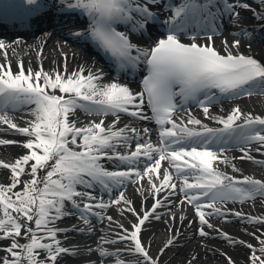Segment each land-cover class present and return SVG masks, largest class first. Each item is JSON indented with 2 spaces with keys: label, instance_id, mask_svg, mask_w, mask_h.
<instances>
[{
  "label": "snow or ice",
  "instance_id": "obj_1",
  "mask_svg": "<svg viewBox=\"0 0 264 264\" xmlns=\"http://www.w3.org/2000/svg\"><path fill=\"white\" fill-rule=\"evenodd\" d=\"M26 2L28 5H37V0ZM57 2L61 5L60 10L67 9L69 14L79 10L88 17L87 32H77L73 33L74 35H88L105 52L111 53L121 70H135L140 63H144L147 65V75L142 80V90L133 93L127 86L118 83L100 84L99 81L102 79L100 74L89 72L85 76L83 68L73 72L71 76L59 72L49 74L44 72L42 67L35 73L29 68L25 74L21 61L16 74L12 73L10 66L0 71V112L9 106L13 108L28 106L34 117L28 127H18L6 115L0 114V123L8 124L19 133L34 138L23 144V147L31 150L29 154L16 159L12 164L0 161V167L10 169L12 180L10 185H0V211L3 214L0 218V239H12L11 245L6 249L12 258H0V264H45V261L55 264L59 255L71 253L70 249L61 247L60 241L56 239L57 232L64 229L49 227L54 225L56 219L71 214L64 211L65 202H70L74 209L79 210L80 218L85 223H89L85 213H91L93 207L103 209L109 206L103 202L96 205L85 203V200L92 201L96 198L89 192L78 191L77 186L86 184L88 188H93L94 184H98L107 189L110 182L120 184L124 178L129 177V172L107 171L98 161L102 155L107 156L109 150L115 151L120 140H128L126 131L137 133V130L129 129L127 126L115 130L114 125L106 128L103 121L78 128L75 122L68 119L69 115L78 109L86 114H111L118 118V114L124 112L140 119L155 120L162 129L160 138L163 147H154L151 142L137 144L130 156L118 155L117 158L121 161L135 162L142 155L145 156L153 162L145 169L144 174L149 176L153 173L159 176L161 161L168 160L177 175L183 177L185 193L187 194L188 190H198L199 195L189 197V202L198 201L201 197L210 201L207 205L202 203L195 205L200 223L203 225L212 227L205 218L206 213L201 210L205 206L222 215L221 209L216 208L218 201L244 202L247 199H255L257 195L264 197V182L252 177L237 180L220 172L214 164L217 161L227 163L228 160L226 157L221 159L216 152L208 148L209 144L224 138L234 139L240 144L256 142L264 146L262 134L264 118L245 115L236 107L226 118H217V123L223 127L215 129L203 125V131L179 125L172 119V113L177 107L175 97L178 95L185 99H196L200 93L207 96L208 90L211 89H219L222 93H236L246 85L259 83L264 87V65L256 59L242 54L233 55L231 52L221 55L211 45L196 43L195 35L191 37L192 43H183L179 38L186 30L195 32L197 29H210L215 34L218 17L213 12L214 8L222 5L220 15L227 14L235 22L239 18L236 9H248L247 3H241V0H233L232 3H229V0H180L175 4L168 3L167 0H57ZM260 2L264 3V0ZM157 4H161L165 11L171 12L166 20H161L149 7ZM254 15L264 20V14L254 12ZM118 23L148 39H151L148 37L149 24H160L166 28V35L152 41L151 47L141 48L133 44L125 32L116 30L115 25ZM239 34L245 37L250 35L243 29ZM208 39L210 40L211 36ZM239 45V40L234 41V47L238 48ZM7 47L10 46L0 40V49ZM0 69H5V66L0 65ZM177 86L178 92L175 91ZM57 90L67 95H57ZM145 102L152 111L150 118L141 114ZM130 105L136 111L130 112ZM203 111L207 115L209 108L205 106ZM187 123L202 124L195 118ZM168 124L171 127H166ZM257 125L260 127L257 128ZM143 131L147 133L148 130ZM77 138H81L83 143L77 144ZM9 143L14 142L0 140V144ZM70 144L83 150L77 151L69 147ZM173 145L180 147L177 149ZM244 158L253 159L247 154L246 157H241ZM30 161L34 163L29 164ZM257 163L264 164V161ZM25 166L29 167L32 178L23 182L22 192L13 193L15 197L13 199L7 193L13 192L21 183L19 177L25 173ZM233 168L235 169L234 165ZM41 170H46L43 175L39 174ZM192 172L199 174L195 175V182L190 183L188 176ZM135 175L138 179L143 178L139 171ZM86 177L90 179L86 180ZM172 179V174L166 173L161 188L167 185L175 189L176 185L171 183ZM152 187L155 191H160L155 185ZM76 198H80L81 202L78 203ZM121 201L125 204L131 203L125 199L123 193L113 203L119 204ZM159 206L160 201L157 200L151 211L155 212ZM129 211L135 213V209ZM53 212L54 217L51 215ZM150 214L145 212L138 218V223L132 225L134 231L130 236L120 237L122 240H133L134 251L149 261L151 257L143 247L139 234ZM253 219L255 222H261L259 218ZM29 223L34 224L35 229L29 226ZM22 229L29 240L26 244H19L16 241V237L21 236ZM37 231H43L45 236H37ZM200 235H207L203 228L200 229ZM224 236L228 238L227 234ZM45 239H51L53 243L43 242ZM101 240L104 238L101 237ZM168 243L170 245L172 241ZM261 243L264 244V241ZM248 247L252 248V245ZM40 251L46 254L44 259H40ZM97 251L102 257L113 255L102 247H98ZM259 251L264 254V247ZM255 253L256 250L253 249L251 264H257V261L264 264V259ZM118 264L122 262L118 261ZM152 264L156 262L152 261Z\"/></svg>",
  "mask_w": 264,
  "mask_h": 264
},
{
  "label": "bare ground",
  "instance_id": "obj_2",
  "mask_svg": "<svg viewBox=\"0 0 264 264\" xmlns=\"http://www.w3.org/2000/svg\"><path fill=\"white\" fill-rule=\"evenodd\" d=\"M241 3H247L249 8H238L239 14H241L236 19L238 22L229 25L223 32V35L218 38L217 43L224 49L257 53L264 61L263 41L258 42L254 34L250 39L239 34L242 29L247 31L251 29L250 24L256 19L254 12L257 14L264 12V3H261L260 0H241ZM255 21L258 23L260 20ZM259 23H262V21ZM223 38L225 40H222ZM236 40L240 41L238 48L233 46ZM3 41L10 47L0 49V65L5 66V69H0V71L6 70L10 66L12 73L16 74L19 71L18 65L21 61L24 65L25 74H27L29 68L35 73L42 67L43 71L49 74L59 72L62 75L71 76L73 72H78L83 68L85 76L89 72L100 74L102 76V79L99 81L100 84L118 83L127 86L133 93L138 92L135 83L113 79L111 70L103 68L100 60L95 54L90 52L86 45L62 35L57 28L49 27L48 29L41 30L40 33L33 34L29 39L25 37H9L8 39V37H5ZM5 53L7 54L5 55ZM56 94L67 95L59 93L58 90ZM236 106H239L241 112L245 115L264 113V94L262 96L245 97L228 102L223 107H217L216 109L222 108L225 114ZM206 117L204 111L197 110L194 112V115L193 113L191 114L190 119L195 118L202 122ZM16 118H18V121L16 120L14 123L18 127L29 126V122L34 119L30 110L17 114ZM85 118L87 117L79 109L68 117L69 121L75 122L78 128L87 127L86 125L90 121L85 120ZM20 119L21 121H19ZM99 120L103 121L108 128L114 125L115 130L125 128V126L129 129L134 128L131 125V121H126L116 116L101 117ZM0 124L3 125L0 127V140L14 142L0 144V156L3 155L8 160L7 162L12 164L16 159L30 153L31 150L23 147V144L29 139L34 138L19 133L15 129L10 128L8 124ZM81 141V138H77V144H81ZM71 146L75 150L77 149L76 145ZM214 152L221 159L226 157L228 160L227 163L217 161L215 163L216 166L230 167L229 169L232 172H241V175L253 172V174L264 180V164L257 163L260 160L264 161V146L257 147L251 145L249 148L239 151ZM246 154L250 155L253 159H241L242 156L246 157ZM32 163L34 161L29 162V164ZM44 171L46 170H41L39 174L43 175ZM154 177L153 174L150 176L144 174L142 179H134V183L122 191L125 199L131 202L129 204H125L124 201H121L119 204L113 203L114 200L119 199L120 195L114 196L110 201L103 200L102 202L109 205L102 209L106 213L105 219L100 220V224L87 226L84 233L75 231L80 226L84 227V222L75 217L72 210L65 207L64 211L71 214L65 215L61 219H56L54 225H49V227L54 226L57 229H64V231L57 232L56 239L60 241L61 247L70 249L71 253L59 255L55 264H114L113 258L102 257L99 251H97L98 247L105 249V246L110 245V243L105 241L121 242L122 245H116L117 248L114 245H111V247H114L115 250H122L128 247V250L126 249L125 251L129 256L128 258L133 259L134 254L131 251L133 240H122L120 237L130 236L131 232L134 231L132 225L138 222H132V211H129V209H135L136 212L139 209L138 212L141 211L143 213L145 211L143 209L144 206H149L151 198L154 197L155 193L152 185L156 186L157 183L156 177ZM31 178L30 169L28 166H25V173L19 177L21 183L13 189V192H9L7 195L15 199L13 193L22 192L24 187L23 182ZM11 182L10 169L0 167V185L7 186ZM223 203L228 204H223V207H221L222 215L215 213L212 208L203 207L202 211L206 213L205 218L212 225V227H208L200 223L197 211L191 207L188 208L187 206L189 205L182 203L180 196L171 189L170 195H167L162 205L159 206L160 209L151 212L155 215L151 218L149 216L148 220L150 221H147V224L145 223L146 225L141 227L140 236L145 245L148 246L149 251H151V254H149L151 261L143 257V263L152 264V261H155L156 264H251L253 249L256 250L255 254L257 256L264 259V254L259 251V249L264 247V244L261 243V241H264V197L257 195L255 199H247L244 202L230 201ZM227 207L233 208L234 212L225 211ZM170 209H173V211H169ZM0 212V218H2V211ZM208 213L212 214L207 215ZM235 213H240L241 215L237 216ZM13 215H16V213H13ZM51 215L54 217L55 212L51 213ZM108 217L112 219L109 220ZM126 218L131 219L125 220ZM253 218H259L261 222H255ZM29 226L35 229V225L32 223H29ZM201 228H203L207 235H200ZM224 234H227L228 238H225ZM36 235L43 237L45 233L37 231ZM101 237L104 238L103 241ZM16 241L19 244L29 242L24 229L21 231V236L16 237ZM169 241H172L170 245ZM43 242L53 243L51 239H45ZM11 243V238L0 239V258H12L6 251ZM248 245H252V248H249ZM17 251L22 250L17 249ZM45 255L43 251H40V259H44ZM45 264H51V262L45 261ZM257 264H259V261H257Z\"/></svg>",
  "mask_w": 264,
  "mask_h": 264
}]
</instances>
